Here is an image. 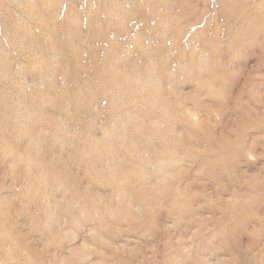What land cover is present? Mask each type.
Wrapping results in <instances>:
<instances>
[{
  "label": "rangeland",
  "instance_id": "1",
  "mask_svg": "<svg viewBox=\"0 0 264 264\" xmlns=\"http://www.w3.org/2000/svg\"><path fill=\"white\" fill-rule=\"evenodd\" d=\"M0 264H264V0H0Z\"/></svg>",
  "mask_w": 264,
  "mask_h": 264
}]
</instances>
